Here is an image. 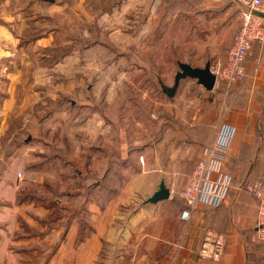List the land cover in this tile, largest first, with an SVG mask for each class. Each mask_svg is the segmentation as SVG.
Masks as SVG:
<instances>
[{
    "label": "crops",
    "instance_id": "obj_1",
    "mask_svg": "<svg viewBox=\"0 0 264 264\" xmlns=\"http://www.w3.org/2000/svg\"><path fill=\"white\" fill-rule=\"evenodd\" d=\"M140 3H147L146 9L142 22L137 29L133 24V28L142 32L145 51H154L157 45L163 51L157 61L160 70H152L149 79L159 82L164 91L168 87L164 85L168 75L166 53L172 42L168 35H174L178 52L205 50L201 59L211 56L217 62L227 60V50L240 27L242 8L235 0L204 2L194 13H183L182 5L167 11L164 0H127L130 8ZM182 16L194 18L195 31L189 42L184 40L183 26L178 22ZM204 36H208V42ZM49 39L42 37L36 45H48ZM33 43L16 48L12 33L0 25V163H4L0 171V264H33L34 260L37 264L42 258L46 264H264V247L251 243L260 203L253 192L246 189L253 201L241 192L231 193L222 206H200L189 221L183 220L184 203L175 195L184 184L177 178L182 175L177 159L183 150L175 149L177 159L174 164L168 162L163 139L158 143V154H151L153 147H146L141 163L129 142L120 145L121 129L114 118L117 110L97 107L72 123L69 95L73 82L67 77L42 74L43 65L32 57L38 54L32 50ZM180 59L177 65L171 63L170 69L179 65L180 70L182 62L204 66L200 61ZM144 60L147 72L151 65L155 67V62ZM246 68L253 74L250 92L263 94L264 50L260 44L248 57ZM190 79L189 83L201 85L197 79ZM78 82L81 85V80ZM79 96L86 97V91ZM250 127L256 130V124ZM63 133L78 138L73 150ZM28 170L37 180L49 179L52 194L55 179H68L59 192L63 199L52 200L58 209L62 207L60 214L55 216L54 208L44 209L20 197L24 183L16 174L21 171L26 176ZM162 180L170 187L171 197L158 203L146 202ZM208 232L225 234L220 261L199 255ZM40 241L45 243L44 252L38 250Z\"/></svg>",
    "mask_w": 264,
    "mask_h": 264
},
{
    "label": "rangeland",
    "instance_id": "obj_2",
    "mask_svg": "<svg viewBox=\"0 0 264 264\" xmlns=\"http://www.w3.org/2000/svg\"><path fill=\"white\" fill-rule=\"evenodd\" d=\"M216 1L164 0L167 11L179 9L182 5L183 13L197 12L204 2ZM146 4L130 8L127 0H0V25L12 33L16 48L20 45L29 47L35 42L32 50L38 54L32 57L43 65L40 68L42 74L67 77L73 82L72 94L69 95L72 123H78L80 114L87 111L92 114L97 107L117 110L114 118L121 129L120 145L129 142L140 162L147 146L153 147L151 154H158V143L163 139L167 142L168 162L174 164L173 160L177 159L174 157L175 149H182L183 155L177 159L180 160L182 175L177 178L184 183L183 188L199 153L212 138L215 124L219 120L235 124L237 134L226 163L233 176L232 193L241 192L246 194L248 201H253L252 193L246 190L247 185L257 182L264 185V93L250 92V82L242 87L239 94V86L220 84L213 90H207L203 85L189 83L191 79L186 78L181 81L176 94L169 97L159 82L149 79L152 70H160L157 61L163 51L158 49V45L154 51H145L142 32L134 30L142 22ZM193 21L194 18L188 16H182L178 21L183 26V38L188 42L195 31ZM47 36L50 38L48 45H36L38 39ZM168 38L172 42L168 43L166 53L168 75L165 86L174 85L179 65L175 69H170V66L171 63L177 65L179 57L182 61H200L204 66L208 62H217L211 56L201 59L205 50L192 51L190 48L187 52H178L173 42L174 35H168ZM204 40L208 42V36H204ZM186 47L184 45L183 49ZM144 59L155 62V67L151 65L147 72L143 68ZM80 80L81 85L78 84ZM84 91L87 96L80 97L79 93ZM96 91H99L97 96ZM251 124H256V130L251 131ZM65 139L74 149L78 138L65 135ZM3 168L4 163H0V171ZM61 169L65 170L64 166ZM188 169L190 172L186 175ZM19 172L16 175L24 183L23 195L20 196L24 202L32 200L44 209L48 206L54 208L55 216L60 214L62 207L58 209L52 200L63 199L59 192L65 189L64 183L68 179H55V194H52L48 188L52 184L49 179L37 180L29 170L26 176L21 172L22 177H19ZM55 174L60 173L55 171ZM183 188L175 195L185 206L186 202L180 196ZM25 231L29 233L30 229ZM214 233L225 237L223 232ZM251 243L264 247V244L253 240ZM43 247L45 243L40 241L38 250L42 251ZM33 264H36L35 260ZM37 264H46V259L37 260Z\"/></svg>",
    "mask_w": 264,
    "mask_h": 264
},
{
    "label": "built area",
    "instance_id": "obj_3",
    "mask_svg": "<svg viewBox=\"0 0 264 264\" xmlns=\"http://www.w3.org/2000/svg\"><path fill=\"white\" fill-rule=\"evenodd\" d=\"M241 6L240 27L232 38L225 62L211 64V72L216 76V85L226 87L239 86L238 93L252 79L253 74L246 68L248 57L256 44L264 50V17L255 12L264 13V0H236ZM237 134L236 125L219 120L213 130V136L204 146L200 160L188 177L180 196L186 205L181 210V218L189 221L198 206H222L230 197L233 188V176L227 171L226 163ZM144 163V157L141 156ZM22 177V173H18ZM247 190L259 199L258 214L252 240L264 244V185L249 184ZM223 234L208 232L199 248L201 258L220 261L225 252Z\"/></svg>",
    "mask_w": 264,
    "mask_h": 264
},
{
    "label": "water",
    "instance_id": "obj_4",
    "mask_svg": "<svg viewBox=\"0 0 264 264\" xmlns=\"http://www.w3.org/2000/svg\"><path fill=\"white\" fill-rule=\"evenodd\" d=\"M54 1V0H50ZM256 14L264 17V13L255 12ZM194 78L198 83L203 85L207 90H213L216 86V76L211 72V64L208 62L204 67H194L189 63H180V70L175 75V82L173 86L167 87L165 91L169 97H173L183 79ZM171 197V189L166 184L165 180H162L159 188L152 196H150L146 202L158 203L163 200H167Z\"/></svg>",
    "mask_w": 264,
    "mask_h": 264
},
{
    "label": "trees",
    "instance_id": "obj_5",
    "mask_svg": "<svg viewBox=\"0 0 264 264\" xmlns=\"http://www.w3.org/2000/svg\"><path fill=\"white\" fill-rule=\"evenodd\" d=\"M48 1H50V0H48Z\"/></svg>",
    "mask_w": 264,
    "mask_h": 264
}]
</instances>
